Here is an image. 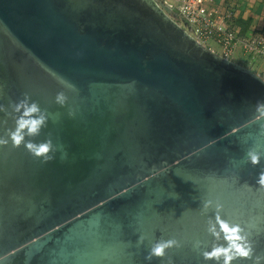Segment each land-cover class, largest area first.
Segmentation results:
<instances>
[{"label":"water","instance_id":"95a60500","mask_svg":"<svg viewBox=\"0 0 264 264\" xmlns=\"http://www.w3.org/2000/svg\"><path fill=\"white\" fill-rule=\"evenodd\" d=\"M170 12L157 0H0V138L27 96L46 124L25 144L53 145L48 159L0 145V264H149L161 239L180 247L151 264H217L202 255L227 248L217 216L264 255V79ZM209 198L222 210L204 212Z\"/></svg>","mask_w":264,"mask_h":264},{"label":"clouds","instance_id":"9594fccd","mask_svg":"<svg viewBox=\"0 0 264 264\" xmlns=\"http://www.w3.org/2000/svg\"><path fill=\"white\" fill-rule=\"evenodd\" d=\"M65 102V95L62 92L58 93L56 96V103L63 106ZM257 110L259 116L264 118V105L259 106ZM13 111L20 114L19 118L16 120V128L14 131L8 133L7 139L0 138V145H8L9 142L13 148H19L23 145L35 157H44L48 159L49 157L46 156V154L53 149V145L50 141L41 145L25 144V132H27L29 136H35L39 133L41 127L46 124V116L41 113L39 105L35 102H30L29 98L25 96L23 100L15 104ZM69 115L71 116L72 113H69ZM260 135H264V126H262ZM247 157L249 163L253 166L257 165L261 158L258 152L252 150L247 153ZM257 184L260 188H264V172L259 175ZM210 207H215L217 211H220L223 205L219 201H214L209 198L203 205V211L206 212ZM216 224L223 233L227 248L214 247L210 252H204L202 255L205 261L211 260L217 262V264H220L221 260L223 264H234L236 261H251L252 264H264V255L254 254V247L239 224H230L226 221H221L218 216ZM208 231L213 236L217 235L216 225L211 221H209ZM143 240L144 237L141 236L138 242L142 243ZM193 246L198 247V242H194ZM173 247H180L175 239L158 240L151 244L145 259L149 264H151L153 258L163 259L166 252ZM167 264H172L171 259L167 261Z\"/></svg>","mask_w":264,"mask_h":264},{"label":"built area","instance_id":"2783aa9c","mask_svg":"<svg viewBox=\"0 0 264 264\" xmlns=\"http://www.w3.org/2000/svg\"><path fill=\"white\" fill-rule=\"evenodd\" d=\"M157 1L171 10L170 15H179L188 20L191 26L189 30L185 29L200 43L206 45L212 41L219 48L218 54L227 60L235 62L237 54L249 60L264 79V11L260 15L262 27L242 35L237 18L243 2L227 4L226 9L217 12L215 0Z\"/></svg>","mask_w":264,"mask_h":264},{"label":"crops","instance_id":"0c3cea01","mask_svg":"<svg viewBox=\"0 0 264 264\" xmlns=\"http://www.w3.org/2000/svg\"><path fill=\"white\" fill-rule=\"evenodd\" d=\"M223 1L227 3H240L242 1H245L241 9L238 12V20L244 22H249V28H248V34H250L255 29H259L262 27L261 23H259V26H257V19L258 16L262 14L263 12V6L259 4L257 0H215V6L222 5ZM229 5V4H228ZM247 34V35H248ZM247 65L251 62L249 60L241 58ZM236 63V62H235ZM246 67V66H245Z\"/></svg>","mask_w":264,"mask_h":264},{"label":"rangeland","instance_id":"374dc122","mask_svg":"<svg viewBox=\"0 0 264 264\" xmlns=\"http://www.w3.org/2000/svg\"><path fill=\"white\" fill-rule=\"evenodd\" d=\"M258 2H259V4L260 5H264V0H257ZM243 3L245 2V1H242ZM227 4H231L230 2L229 3H227L226 1L224 2L223 1V4L222 5H217L216 6V11L218 12V11H223L224 9H226L228 6H227ZM264 7V6H263ZM263 11H264V9H263ZM263 13V12H262ZM171 16H173L172 14H171ZM178 16V21H179V24L182 26V27H184V28H187L188 30H189V28H188V26L187 25H185V23L183 22V17H181V16H179V15H177ZM259 18L257 19V26H259V23H261V20H260V15L258 16ZM238 19V18H237ZM261 25H262V23H261ZM189 32V31H188ZM205 45V44H204ZM205 46H207L209 49H211V50H213L215 53H218L219 52V48L212 42V41H209V42H207L206 43V45ZM237 57L236 58H234V60H235V62L236 63H238L239 65H241V66H243V67H245L246 66V68H248L249 70H251L252 72H254V73H256L257 75H259L258 73H259V71L257 70V69H255V67H253V66H250V64H246L241 58L242 57H240V55H236ZM239 58V59H238ZM262 65H264V64H262ZM259 70H261V69H259Z\"/></svg>","mask_w":264,"mask_h":264},{"label":"trees","instance_id":"16d2710c","mask_svg":"<svg viewBox=\"0 0 264 264\" xmlns=\"http://www.w3.org/2000/svg\"><path fill=\"white\" fill-rule=\"evenodd\" d=\"M238 26L241 28L242 35H247L248 34V28H249V22H242L239 21L237 22Z\"/></svg>","mask_w":264,"mask_h":264},{"label":"flooded vegetation","instance_id":"af4514ba","mask_svg":"<svg viewBox=\"0 0 264 264\" xmlns=\"http://www.w3.org/2000/svg\"><path fill=\"white\" fill-rule=\"evenodd\" d=\"M175 21H177V22H179L177 19H178V16L177 15H174L173 17H172Z\"/></svg>","mask_w":264,"mask_h":264}]
</instances>
